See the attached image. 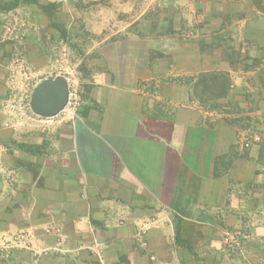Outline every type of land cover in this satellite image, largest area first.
<instances>
[{
  "label": "crops",
  "instance_id": "1",
  "mask_svg": "<svg viewBox=\"0 0 264 264\" xmlns=\"http://www.w3.org/2000/svg\"><path fill=\"white\" fill-rule=\"evenodd\" d=\"M87 1L95 69L53 118L23 99L63 40L0 12V243L32 235L0 264H264V0Z\"/></svg>",
  "mask_w": 264,
  "mask_h": 264
},
{
  "label": "rangeland",
  "instance_id": "2",
  "mask_svg": "<svg viewBox=\"0 0 264 264\" xmlns=\"http://www.w3.org/2000/svg\"><path fill=\"white\" fill-rule=\"evenodd\" d=\"M2 1V0H1ZM6 2H13L14 0H3ZM27 0H20L19 5L11 11H5L9 18H12L13 22L16 21L17 16L19 17L18 12H24L25 8L22 6L32 7L36 9L37 7L41 9V11L45 12L47 16L50 18V27H54L58 31V34L63 40V44L59 45V47L55 50L56 56L59 59L60 67L57 71L52 72L50 77L56 78L58 76H63L67 79L69 84V91H70V104L67 107V111H69L70 107L77 101V97L75 91L78 90L79 79H82L83 76L90 77V75L94 72L95 65H92V62L96 59L97 54L96 50H91L89 45L86 42L94 40V33L91 29H93V22L94 20H101L102 13L101 12H67L68 9L77 8L80 11L85 10L91 6V2L95 3V1H87V0H30L37 2L38 4H28V5H21L23 2L25 3ZM37 6V7H36ZM36 7V8H35ZM24 9V11H23ZM15 12V14L10 15L9 13ZM139 13V12H138ZM15 15H17L15 17ZM118 16L122 19L125 24H130L133 19H135L136 12H121ZM15 17V18H14ZM161 17H152L148 13L144 15V23L146 24L147 21L151 20L152 22L156 21L157 23L161 24L164 22ZM169 19V18H168ZM167 19V20H168ZM90 20V21H89ZM93 21V22H91ZM71 23L68 26V23ZM114 24V22H113ZM75 41V45L66 44L67 42ZM85 45H88L87 47ZM75 55L74 58L73 54ZM69 54V55H68ZM72 59V60H71ZM77 66L74 69H67L65 64L68 60L75 61ZM69 63V62H68ZM58 75V76H56ZM34 82H32L33 85ZM33 86L30 84L27 85V92L24 94V103L27 105L29 110L30 107V99L31 93L33 91ZM200 88H198L199 90ZM201 93L199 92L197 95L201 97ZM204 97V96H203ZM32 111V110H31ZM33 112V111H32ZM62 113H59L60 115ZM243 139L249 138L253 141V137H258L256 141L258 144L264 141V129L261 131H255L250 129H243L242 130ZM257 133V134H256ZM243 141V140H242ZM254 143V141L252 142ZM196 230L193 231L194 234Z\"/></svg>",
  "mask_w": 264,
  "mask_h": 264
},
{
  "label": "water",
  "instance_id": "3",
  "mask_svg": "<svg viewBox=\"0 0 264 264\" xmlns=\"http://www.w3.org/2000/svg\"><path fill=\"white\" fill-rule=\"evenodd\" d=\"M69 95V84L65 77L44 79L31 93V110L40 117H55L67 107Z\"/></svg>",
  "mask_w": 264,
  "mask_h": 264
},
{
  "label": "built area",
  "instance_id": "4",
  "mask_svg": "<svg viewBox=\"0 0 264 264\" xmlns=\"http://www.w3.org/2000/svg\"><path fill=\"white\" fill-rule=\"evenodd\" d=\"M70 98V97H69ZM70 101V99H69ZM36 115V114H35ZM38 116V115H36ZM39 118H44V117H40ZM53 118V117H50ZM258 137H253V141H257ZM251 139L249 138H244L242 144L244 146L245 149H248L251 147L252 142ZM31 239H32V235L27 233V232H23L18 234L12 241H5L0 243V257H4L6 256L12 249L18 247V246H22L23 248H29L30 244H31Z\"/></svg>",
  "mask_w": 264,
  "mask_h": 264
},
{
  "label": "trees",
  "instance_id": "5",
  "mask_svg": "<svg viewBox=\"0 0 264 264\" xmlns=\"http://www.w3.org/2000/svg\"><path fill=\"white\" fill-rule=\"evenodd\" d=\"M17 2L20 3V0H14L13 2H6V1H3V0L2 1L0 0V12H5V11L7 12V11H11V10L15 9L17 7V5H19V3H17ZM28 4L37 5L38 3L34 2V1H30V0H27L25 3L23 2V4L21 3V5H28ZM201 84H202V82H201ZM202 88H203L202 93L204 94V97H203V95H201V97H198V95H197V97L201 101H205L206 99H211V97H210L211 96L210 95L211 94V88H212L211 83L207 84L204 81ZM206 95H207L208 98H206ZM259 146H260V149H259L258 161H259L260 164L264 165V141L259 143Z\"/></svg>",
  "mask_w": 264,
  "mask_h": 264
}]
</instances>
